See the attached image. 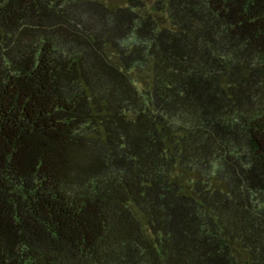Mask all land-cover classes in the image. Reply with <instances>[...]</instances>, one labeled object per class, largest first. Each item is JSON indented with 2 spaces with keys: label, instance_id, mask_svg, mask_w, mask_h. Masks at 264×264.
<instances>
[{
  "label": "trees",
  "instance_id": "trees-1",
  "mask_svg": "<svg viewBox=\"0 0 264 264\" xmlns=\"http://www.w3.org/2000/svg\"><path fill=\"white\" fill-rule=\"evenodd\" d=\"M0 264H264V0H0Z\"/></svg>",
  "mask_w": 264,
  "mask_h": 264
}]
</instances>
